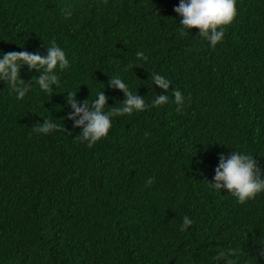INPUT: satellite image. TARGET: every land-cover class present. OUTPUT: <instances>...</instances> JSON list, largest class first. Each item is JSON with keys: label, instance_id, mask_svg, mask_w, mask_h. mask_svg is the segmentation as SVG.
<instances>
[{"label": "trees", "instance_id": "1", "mask_svg": "<svg viewBox=\"0 0 264 264\" xmlns=\"http://www.w3.org/2000/svg\"><path fill=\"white\" fill-rule=\"evenodd\" d=\"M178 4L0 0V51L44 55L54 39L70 63L52 94L26 67L23 100L0 82V264H264V193L240 204L207 183L233 150L264 168V0H237L214 49L198 29L178 35ZM138 50L149 61L131 69ZM152 73L172 88L151 86ZM114 76L149 104L162 94L169 103L114 117L88 148L66 118L67 93L83 102L103 90L120 107ZM44 119L60 130L37 134ZM185 216L193 223L181 231Z\"/></svg>", "mask_w": 264, "mask_h": 264}, {"label": "clouds", "instance_id": "2", "mask_svg": "<svg viewBox=\"0 0 264 264\" xmlns=\"http://www.w3.org/2000/svg\"><path fill=\"white\" fill-rule=\"evenodd\" d=\"M237 0H179L178 6L173 11L180 17V37H190L191 29H198V37H203L210 48H215L225 36V26L230 25L237 16ZM72 16L71 11H66L65 19ZM196 38V39H197ZM46 54L39 51H0V82L7 84L16 94L18 100H23L31 91V80L25 82L20 72L26 67L30 72L38 73L36 84L45 93L53 92V86L60 83L58 72L70 67L65 51L57 45L53 39L50 46L45 47ZM149 61V56L144 51L135 53V61L130 67H141ZM142 68V67H141ZM151 86L155 85L167 93L172 88V82L158 73L151 74ZM108 86L123 93L124 99L120 107L107 106L109 97L104 91H98L95 99L80 102L76 99V93H67V104L70 111L67 119L72 121L73 128L81 129L79 138L81 143H86L88 148L93 147L98 141L106 138L113 126V118L131 116L148 110L150 107H160L169 103L167 94L156 95L152 104L146 102L144 96L138 94L130 87V82L120 76H114L108 81ZM190 99V98H188ZM172 102L176 105L177 112H183L186 97L179 90L172 93ZM106 107L109 108L105 111ZM60 125L52 119H44L34 127L37 134L49 135L59 131ZM255 156L242 151L233 150L225 155L220 154L219 163L215 168L212 182H207L212 190L221 193L227 191L236 198L240 204L254 200L259 194L264 193V168L260 167ZM153 178L146 181V186H151ZM193 221L185 216L181 231H186ZM231 254V252H229ZM223 255V254H222ZM231 264V261H228Z\"/></svg>", "mask_w": 264, "mask_h": 264}]
</instances>
